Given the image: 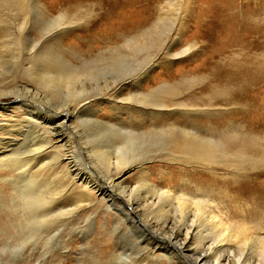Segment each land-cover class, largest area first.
Segmentation results:
<instances>
[{"label": "rangeland", "instance_id": "obj_1", "mask_svg": "<svg viewBox=\"0 0 264 264\" xmlns=\"http://www.w3.org/2000/svg\"><path fill=\"white\" fill-rule=\"evenodd\" d=\"M126 1L23 0L28 9L22 17L29 22L23 31L21 18L14 15L16 10L0 6V57L20 54L25 59L21 62L20 58L16 61L5 57L6 62L1 61L0 90L7 92L14 88L22 98L27 95L24 99L31 100L40 112L46 107L48 110L44 109L43 113L59 110L62 105L59 96L49 95L48 99L39 101L37 95L46 93L37 73L39 62L32 67L25 54H36L40 60L52 54H64L70 59L77 54L84 58L90 54L108 57L125 40L140 36L155 24L168 27L171 30L168 40L161 34L154 46L134 52L138 54L134 67L137 89L147 94L144 105L139 103L141 99L138 103L118 100L116 104L115 96L124 99L134 91L133 87L124 86L117 94L122 81L114 83L104 100L93 99L97 104L95 114L104 121L123 124L137 121L145 130L156 131L155 135L136 139L132 151L138 156L137 163L114 176V192L118 196L123 187L128 192L143 173L157 187H171L173 192L182 190L207 198L210 201L205 210L216 221L215 238L233 233L240 225L245 227L244 234L233 239L227 251L221 252L224 256L221 263L227 258L232 264L244 252L246 262L264 264L261 255L264 248V0L253 9L243 7L245 12L236 7L230 11L238 25L246 23L253 31L259 29L260 35L252 41L260 47L232 37L231 44L216 54H198L205 50L204 38L195 29L202 0H128L129 5ZM178 33L181 38L171 50L168 45ZM191 43L194 44L191 52L177 54ZM118 53L132 54L126 49ZM144 54L147 61L139 63ZM79 60L73 59L72 64L79 65ZM48 63L47 66L54 68ZM26 69L35 70V75L30 76L34 74L32 71L30 74L22 71ZM125 77L126 74L122 79ZM21 86L35 90L28 92ZM96 87L94 84V89L86 95L97 94ZM25 110L15 105L0 109V129L23 132V137L16 134L12 137L17 144L11 151L0 154V264H184L185 260L166 248L151 255L144 242L141 252L135 249L134 232L144 237L147 232L138 217L119 209L118 204H123L118 197L110 200L99 191L85 190L78 182L68 185L65 162L72 151L74 164L91 170L94 178L104 180L116 172L114 165L110 164L111 167L101 156L112 157L115 153L116 148L108 150L105 146L108 138H114V129L85 124L74 116L65 123L73 133L72 150L69 142L63 140L32 157L33 149L43 144L45 136L41 130L37 132L21 121ZM171 126L173 130H169ZM178 127L187 129L185 137ZM160 130L163 133L158 134ZM5 132L6 129L0 130L1 142L9 140ZM197 134L211 141L213 159L209 162L188 160L181 151L183 143ZM54 141H57L55 136ZM115 142L121 146L123 140L117 138ZM27 182L32 184L29 188L34 194L39 191L42 196L53 197L58 193L55 195L59 196L58 204L70 213L49 215L37 226L34 239L24 240L17 227L23 213L26 214L22 201ZM213 259L210 255L208 263Z\"/></svg>", "mask_w": 264, "mask_h": 264}, {"label": "bare ground", "instance_id": "obj_2", "mask_svg": "<svg viewBox=\"0 0 264 264\" xmlns=\"http://www.w3.org/2000/svg\"><path fill=\"white\" fill-rule=\"evenodd\" d=\"M261 2L262 0H202V3L204 4L199 5L198 13L195 17L197 19L195 29L197 33L204 38L205 50L200 51L198 54H216L231 44L232 37H237L238 40L246 45L260 47L259 43L256 44L252 41L253 37L256 40L260 35L259 29L256 28L253 31L246 25V23L238 25L230 11L233 7H236L242 12H245L243 7L246 10H250L255 6H259ZM125 4L129 5V1L127 0ZM0 6L14 8L16 10L14 15L21 18L20 30L23 31L26 29L24 25L28 22V19L22 17V15L26 14V9L28 8L23 5V0H0ZM29 11H27V17L30 15ZM121 27H125V24H122ZM170 32L171 30L168 27L157 26V24H155L149 29L143 31L140 36L125 40L124 45L108 57H103L105 54H98L95 56L90 54L85 58L79 54L73 55V59H80L78 61L80 63L79 65L72 64L73 59L66 57L64 54H52V57L50 58L44 56L43 60H40L38 58L39 56L37 57L36 54H25L30 58L32 67H36V64L39 62L37 73H40L39 81L41 85L44 86L43 89L46 92L43 93L44 95L42 94L43 96H40L39 94L37 95L38 98H40L39 101L46 99L49 95L54 97L59 96L62 99V105H59V110L52 112H50V110L49 113L47 111L43 113L44 109L47 108L46 107L40 112L31 100L24 99L27 95H24L22 98L13 88L7 92H5L6 90H0V109L9 108L11 105H15V107L18 108H26L20 118L21 121L27 124V126L35 129L37 132L41 130V135L45 136V141L41 146L39 145V148L33 149L34 155L32 157L41 154L43 151L54 146L56 142H61L63 140L66 143L69 142V149L72 150L75 147L70 146L73 133L70 130L68 131V128L65 127V123L74 116L77 118L80 117V120L85 124L108 126L111 130L114 129L116 132L114 138H108L109 141H106L105 146H107L108 150H111V147H113L112 149L116 148L115 153L114 155L112 153V157H107L106 154L101 156L106 160L107 164L114 165L116 172L114 171L115 173L113 175H108L104 180L94 178L91 170L80 169L76 166L77 164H74L72 151L70 156L66 157V154L64 155L67 161L65 162V169L67 172L65 179L67 180L68 185L78 182L81 185H84L85 190L91 189L93 191H99L102 196H107L110 200L118 197V200L123 204H118L120 207L119 209L130 211L138 217L140 225L147 232L146 237L134 232L136 241L134 247L138 252L142 251L141 244L146 242V245L149 247L148 251L151 255L155 254L154 252L158 249L163 250L166 248L170 253L180 256V259L182 258L185 260L184 264H209L208 260L210 255H213L214 258L211 260V264H229L227 258L224 263H221V258H224L222 255L223 253L221 254V252L227 251V245H229L233 239L244 234L245 227L244 225H240L236 227V230H233V233L227 232L223 234L224 236L215 238L217 232V229H215L216 221H214L213 216H207L209 212H206L205 210L206 204L210 201L209 199L202 197L198 198L197 195L186 194L182 190L173 192L171 187H157L155 184L149 182L148 179L144 177L145 174L143 173L140 174L136 186L130 188L128 192L126 187H119L121 192L117 196L113 189L115 187L114 176L118 175L120 171L128 169L133 164L137 163L135 160L138 159V156L132 151L133 144L137 142L136 139L139 140L143 137L155 135L156 131L145 130L140 127V124H138L137 121L133 124H123L121 122L110 123L109 121H104L95 114L97 111V104L93 102V99L97 98L98 100H104L106 96H109L108 92L111 88L115 86L114 83L122 81L117 87V94L122 92L124 86H131L134 88V91L130 97L124 99L115 96L117 100L116 104L119 102L118 100H134L138 103L139 101L137 100L141 99L139 103L144 105L147 94H143L137 89V79L134 74L136 68L134 69V67L138 63V59L136 60L138 54H135L134 52L151 48L155 45V42L158 43L161 39V34H164L166 41L167 35ZM253 32L255 33L253 34ZM177 35L176 38H173L172 43L169 42L170 45L168 46L171 50L174 49L181 38L179 33ZM218 46L219 48L216 49ZM121 49H126L132 54H116ZM193 49L194 44L191 43L177 54H185L191 52ZM1 55L0 63L1 61L6 62V59H4L5 57L15 58L16 61L20 58L21 62L25 60L24 56H20V54ZM146 57V54H144V59L139 63L146 62ZM48 61L51 62L50 64H53L54 68H50L49 65L47 66V64H49ZM21 65L22 63L19 64V66ZM0 68H3V66L0 65ZM22 71H28L29 74L30 71H32L34 74H30V76L35 75V70L33 69ZM144 71L147 73L149 70L146 68ZM124 74H126V77L122 79ZM139 77L143 79L141 76ZM94 84L97 85L95 88L97 94H93L92 96L86 95L88 90L90 91V89H94ZM21 87L22 89L28 90V92L29 90H35L28 88L27 86ZM9 94H11V98L6 97ZM158 94H160V92ZM161 94H163V92ZM26 101L29 103L25 104ZM158 102H160V100ZM5 129V135L10 137L8 138L9 140H6L5 142H1L2 140H0V145L3 146L0 148V154L8 153V151H11V148L17 144L15 138H12L15 134L23 137V132L19 130L18 132H13V129L8 130L7 128H1L0 130ZM169 130H173L172 126L169 127ZM178 130L183 137L186 136L187 129L178 127ZM158 132V134L161 132L163 133V130ZM188 134L194 135V133ZM54 136L57 137V141L53 142ZM116 137L123 140L121 146H118L117 142H115L117 139ZM209 142L211 141H208L207 139L203 140L197 134L194 136L193 140H187V142L183 143L181 151L184 153V157L188 160L194 159L209 162L213 159V151H211L212 144ZM35 144H37V142ZM91 149H93V147ZM93 152L97 153L98 151L96 152L95 149ZM103 153L111 154V152L106 151ZM49 165H52V163ZM139 165L141 166L142 164ZM25 185H28V189L24 193L23 197L25 199L22 201V204L24 208L23 212H26V214L23 213L22 221L18 223L17 227V232L24 240L26 238L34 239L37 233V226L43 223L45 221L44 219L49 215L58 213L60 216H63L70 213L69 209H64L58 204L59 196L55 197L58 193L55 192L53 197H51V194L42 196L39 191L38 194H34L35 191L32 190V188H29L32 186L30 182H27ZM12 203H14L13 200ZM141 226L138 227L141 228ZM19 243V241L15 242V244ZM243 253L244 252L238 254L239 256L232 261V264H250V262L248 263L244 259L245 257H243ZM261 255L264 257V248L261 250Z\"/></svg>", "mask_w": 264, "mask_h": 264}]
</instances>
